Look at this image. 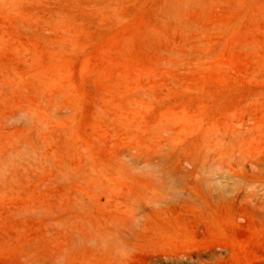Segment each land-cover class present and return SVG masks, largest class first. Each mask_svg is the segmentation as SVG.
I'll use <instances>...</instances> for the list:
<instances>
[{"label":"rangeland","instance_id":"374dc122","mask_svg":"<svg viewBox=\"0 0 264 264\" xmlns=\"http://www.w3.org/2000/svg\"><path fill=\"white\" fill-rule=\"evenodd\" d=\"M0 264H264V0H0Z\"/></svg>","mask_w":264,"mask_h":264}]
</instances>
